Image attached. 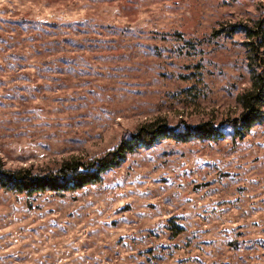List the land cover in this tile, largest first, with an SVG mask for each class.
I'll use <instances>...</instances> for the list:
<instances>
[{"label":"rangeland","instance_id":"1","mask_svg":"<svg viewBox=\"0 0 264 264\" xmlns=\"http://www.w3.org/2000/svg\"><path fill=\"white\" fill-rule=\"evenodd\" d=\"M263 20L264 0H0L6 169L97 158L157 120L221 133L76 192L0 189V264H264V104L249 132L228 124L251 88L238 28Z\"/></svg>","mask_w":264,"mask_h":264},{"label":"trees","instance_id":"2","mask_svg":"<svg viewBox=\"0 0 264 264\" xmlns=\"http://www.w3.org/2000/svg\"><path fill=\"white\" fill-rule=\"evenodd\" d=\"M246 36L251 88L238 97L242 112L239 117L228 122L237 134L247 133L262 122L264 104V20L253 27H239ZM234 29L231 31L233 32ZM225 32L226 29L224 30ZM221 133L211 123H202L191 127L180 124L170 128L162 120L140 126L136 132L112 151L100 157L70 158L57 170L34 171L30 168L6 169L0 158V189L31 197L42 193H69L79 191L87 186L98 184L102 176L117 168L128 154L141 149H150L161 140L187 143L192 140H215Z\"/></svg>","mask_w":264,"mask_h":264}]
</instances>
